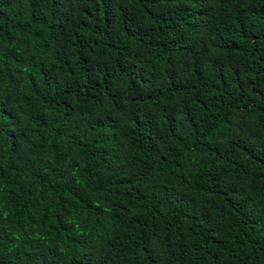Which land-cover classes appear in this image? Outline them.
Here are the masks:
<instances>
[{
    "label": "trees",
    "instance_id": "16d2710c",
    "mask_svg": "<svg viewBox=\"0 0 264 264\" xmlns=\"http://www.w3.org/2000/svg\"><path fill=\"white\" fill-rule=\"evenodd\" d=\"M0 264H264V0H0Z\"/></svg>",
    "mask_w": 264,
    "mask_h": 264
}]
</instances>
